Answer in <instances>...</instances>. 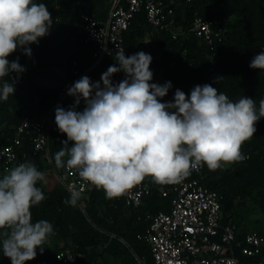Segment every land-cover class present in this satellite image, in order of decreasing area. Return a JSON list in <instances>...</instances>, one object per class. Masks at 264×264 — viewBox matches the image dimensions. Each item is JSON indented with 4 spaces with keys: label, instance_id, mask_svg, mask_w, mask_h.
<instances>
[{
    "label": "trees",
    "instance_id": "1",
    "mask_svg": "<svg viewBox=\"0 0 264 264\" xmlns=\"http://www.w3.org/2000/svg\"><path fill=\"white\" fill-rule=\"evenodd\" d=\"M44 3L52 16L53 24L49 33L39 39V43L31 44V57L17 50L8 57L25 68L23 73H11L9 79L15 80V92L7 100L0 101V146L10 143L16 128L24 114L42 116L55 99L62 84L67 82L72 59L77 58L81 67L93 62V47L83 41V21L80 13L87 9L96 17L103 18L109 11L108 0H34ZM177 23L186 31L196 15L207 18L218 17L226 20L229 14L235 19L226 23L224 40L220 43L208 44L203 39L190 33L178 39L168 33L154 30L147 23L144 11L138 12L132 19L125 33L126 56L144 52L143 39L150 37L159 54H151L150 70L153 79L150 83L163 85L170 81L172 88L161 98L162 103L172 102L177 89L190 96L196 85L211 84L225 93L232 101L241 97L253 98L259 106L264 99V71L252 69L249 64L252 58L264 51V0H183L173 1ZM111 61L106 57L96 71L106 72ZM99 67V68H98ZM162 78L158 80L156 74ZM121 80L125 74L119 72ZM218 77H222L216 83ZM7 79V78H5ZM82 101V99H81ZM75 102L70 97L61 107L66 110ZM85 103L76 107L82 112ZM257 131L241 148L247 157L242 162L224 165L217 170L204 167L203 182L208 187L222 194L223 221L233 220L237 226V234L242 236L246 229L241 220L236 219L239 207L245 206L248 198L257 199L253 189L263 188L260 204L264 207V122L262 118L256 124ZM67 140L65 134L55 125L50 133L49 149L53 164L55 154L62 141ZM72 142H69V147ZM23 148L31 150V141L26 136ZM32 163L44 174L49 163L43 152L32 159H21L8 169L0 168V179L8 171L21 163ZM57 168V167H56ZM258 170V173H256ZM144 181L154 183L150 192L143 198L139 208L127 207L123 200L108 199L103 189L91 185L82 197L83 208L77 202L73 207L65 203L70 193L57 184L47 189L44 181H38L45 199L31 209L33 223L46 220L53 225V233L43 245V252L37 248V255L26 264H49L54 253L62 247L76 245L84 253L87 264H105V258L113 257L120 264H139L134 253L144 259L145 264H153L149 245L139 239L137 233L144 232L149 225L145 219L147 212L168 211L171 196H161L158 185L151 177ZM167 186V185H166ZM259 193V192H258ZM262 234L261 231H258ZM110 233H114L111 236ZM121 238L126 240L124 243ZM2 246H0V252ZM242 264H264V245L262 253L256 256H241ZM11 264V263H9Z\"/></svg>",
    "mask_w": 264,
    "mask_h": 264
},
{
    "label": "clouds",
    "instance_id": "2",
    "mask_svg": "<svg viewBox=\"0 0 264 264\" xmlns=\"http://www.w3.org/2000/svg\"><path fill=\"white\" fill-rule=\"evenodd\" d=\"M52 24L44 3L0 0V101L15 92L10 74L25 71L19 57L14 61L8 57L17 50L31 57L29 46L38 44ZM151 62L152 56L143 51L131 56L118 51V66H109L100 82L81 77L68 89L74 104L55 110L58 130L67 137L55 154V166L76 170L83 181L103 189L108 199L120 197L147 177L161 185L177 184L200 165L214 171L244 161L242 145L264 118V99L258 108L247 96L232 101L211 84L196 85L190 96L177 89L172 102L162 103L172 84L150 83ZM249 67L264 71V51ZM118 72L125 79L114 84L111 78ZM81 99L86 105L82 112L76 110ZM38 181H45L44 173L28 162L0 179V246L11 264L33 260L36 249L42 253L53 233L50 222L32 220V207L45 199ZM69 191L65 203L75 207L81 193Z\"/></svg>",
    "mask_w": 264,
    "mask_h": 264
},
{
    "label": "built area",
    "instance_id": "3",
    "mask_svg": "<svg viewBox=\"0 0 264 264\" xmlns=\"http://www.w3.org/2000/svg\"><path fill=\"white\" fill-rule=\"evenodd\" d=\"M108 1L109 11L103 18L96 17L87 9L80 13L83 21V41L93 47L92 64L81 67L77 58L72 59L70 64L72 78L60 86L46 112L42 116L24 114L13 140L0 146V168L8 170L16 161L30 160L40 152L44 153L48 163L53 164L49 139L51 130L56 125L57 106L61 107L72 97L67 94L68 89L81 77L88 76L93 83L100 82L103 73L96 71V67L100 66L106 57L111 58L109 66H118L116 53L123 51L126 55L125 33L138 12L144 11L147 23L152 29L151 33L154 30L166 32L174 39L192 33L212 45L222 42L225 37L226 20L218 17L196 15L189 28L184 31L177 23L173 5L175 0ZM118 73L111 78L114 84L122 81ZM156 78L161 80V74H156ZM26 136L31 141V150L23 148ZM54 175L58 183L69 193L70 188H75L81 193V198L77 202L83 208L82 197L92 184L83 181L76 170L66 167L55 168ZM203 178L204 167L200 165L192 169L190 175L180 183L158 185L161 196H171L170 209L159 210L156 213L147 212L145 219L149 220V225L144 232L137 233V237L149 245L153 264H242L241 256H256L262 253L264 245L262 234L249 230L239 236L233 220L224 222L222 194L205 185ZM153 186L154 183L143 180L118 199L123 200L127 207L139 208L144 196ZM121 240L126 243L125 239ZM134 255L139 264H145L142 257L136 253ZM49 264L87 262L84 253L78 250L76 245H68L57 250Z\"/></svg>",
    "mask_w": 264,
    "mask_h": 264
},
{
    "label": "rangeland",
    "instance_id": "4",
    "mask_svg": "<svg viewBox=\"0 0 264 264\" xmlns=\"http://www.w3.org/2000/svg\"><path fill=\"white\" fill-rule=\"evenodd\" d=\"M235 19L233 14H229L226 17V23H230ZM144 52L147 54H159L154 44L151 43L150 37L146 36L143 39ZM84 102L81 101V104ZM264 122V118H262ZM228 165V164H225ZM56 166L49 163V168L45 175L44 185L47 189H51L58 184L57 178L54 175V169ZM258 173V170H256ZM259 174V173H258ZM259 192V193H258ZM253 194L257 195V199L248 198L245 206H241L237 210L236 219L241 220L242 225L251 231H261L264 238V207L260 204V197L263 195V188L260 190V186L253 189ZM11 260L3 255V251L0 252V264H9ZM105 264H120L113 257L108 256L105 258Z\"/></svg>",
    "mask_w": 264,
    "mask_h": 264
}]
</instances>
